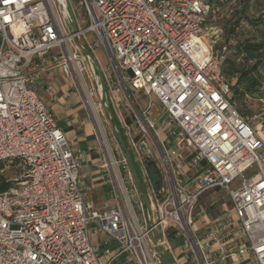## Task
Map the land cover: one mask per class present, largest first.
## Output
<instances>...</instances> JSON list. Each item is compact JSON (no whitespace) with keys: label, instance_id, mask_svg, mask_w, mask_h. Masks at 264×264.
I'll return each instance as SVG.
<instances>
[{"label":"built area","instance_id":"2783aa9c","mask_svg":"<svg viewBox=\"0 0 264 264\" xmlns=\"http://www.w3.org/2000/svg\"><path fill=\"white\" fill-rule=\"evenodd\" d=\"M81 2L80 20L71 11L74 32L69 0H0V166L16 162L20 168L8 178L13 186L0 192V264H111L126 252L135 264H162L147 239L158 231L159 245L169 251V228L183 239L180 253L187 248L193 258L179 255L175 264L239 263L245 253L251 264H264V110L248 116L236 109L220 68L226 47L214 48L213 27L205 25L209 2ZM76 37L92 55L103 46L112 61L110 101L140 164L151 228L139 224L145 206L124 158L125 180L109 160L119 204L104 203L94 215L86 213L78 156L38 95L45 68L56 66L90 109L94 93L82 77V61L93 63ZM126 90L136 107L130 103L128 115L121 111L129 100ZM133 93L147 97L144 106ZM154 154L160 166L150 165ZM212 188L225 190L231 207L205 230H196L194 206ZM90 218L117 243L114 252L104 250L105 261L89 239Z\"/></svg>","mask_w":264,"mask_h":264},{"label":"crops","instance_id":"0c3cea01","mask_svg":"<svg viewBox=\"0 0 264 264\" xmlns=\"http://www.w3.org/2000/svg\"><path fill=\"white\" fill-rule=\"evenodd\" d=\"M45 69L42 74L43 86L38 90V95L50 109L57 126L63 131L69 148L78 156L79 187L82 190L84 201L89 206L86 209V213L90 216L94 215L103 209L104 203H107L109 207H116L119 204V197L116 193L109 160L113 159L116 162L123 180L126 179V174L123 173L121 168L123 155L121 153L122 156H120L117 151L116 143H119L112 131L107 113L106 118L97 121L98 117L94 114L96 113L95 108L94 111L91 109L97 125L100 126L101 124L99 127L100 134L97 131L92 113L83 100L82 94L75 86L74 81L62 74L56 66H47ZM138 101L139 107L145 105L144 100L142 102ZM217 189H219L221 194L220 198H217L215 202L202 199L201 196L203 194L199 197L200 203L193 212L196 230H205L217 217L231 207L228 193L223 189ZM222 192H225L227 195L226 201L222 197ZM120 198L127 208L128 200L126 195L121 192ZM137 198H139V194ZM128 199L131 203L134 202L132 194H129ZM218 203L219 205H214ZM139 224L142 227L148 225L146 213L144 218H140ZM97 225V220L90 218L87 222V233L91 243L98 247V257L102 261H105L107 256L104 255V250L108 249L114 252L117 249V243L105 232L98 231ZM154 236L159 239V232L155 231ZM167 240L171 245V250L165 251V254L171 261L175 262L180 258L179 255L182 256L184 254L190 259V262L192 261L193 258L187 248L183 254L180 253L181 247L184 246L183 239L181 236L175 235L170 228L167 231ZM147 245L153 246L150 236L147 239ZM111 264L135 263L131 255L126 252L114 258ZM229 264H251V256L249 253H245L241 262Z\"/></svg>","mask_w":264,"mask_h":264},{"label":"trees","instance_id":"16d2710c","mask_svg":"<svg viewBox=\"0 0 264 264\" xmlns=\"http://www.w3.org/2000/svg\"><path fill=\"white\" fill-rule=\"evenodd\" d=\"M207 1L211 13L205 24L214 22L211 20L214 12L219 14L220 9L229 10L228 17L220 16L214 23L221 28L223 46L226 47L222 53L221 73L233 92L236 109L242 115L251 114L247 108L249 100L264 98V0ZM221 47L216 44L214 48ZM113 116L118 128L114 113ZM127 121L130 122V119L127 118ZM262 127L264 132V121ZM122 137L125 142L126 138ZM157 172L154 168V173ZM13 184L0 174V192Z\"/></svg>","mask_w":264,"mask_h":264},{"label":"rangeland","instance_id":"374dc122","mask_svg":"<svg viewBox=\"0 0 264 264\" xmlns=\"http://www.w3.org/2000/svg\"><path fill=\"white\" fill-rule=\"evenodd\" d=\"M70 2V9L71 11L73 12V14L75 13H78L79 16V20L81 19V15H85V11H84V8H83V5H82V2L81 0H69ZM213 17L211 18L212 21L214 22H211L210 24H205L206 27H213L212 30L210 31H213V36L211 38V40L215 41L214 44H212L214 47L216 44H219V45H224L223 42H222V31H221V28L219 26H216L214 25V23L217 21V19H219L220 16H225V17H228L229 16V10L227 9H220L219 10V14H217V12H214L213 14ZM84 23H82L83 25L82 26H85L87 24V21L86 19L84 18L83 19ZM88 38L92 39L93 36L91 33L87 34ZM208 38V37H207ZM52 53H54L52 51ZM93 56L94 58L96 59L101 71H102V74H103V77H104V81H105V100H106V103L107 105L111 108L112 112L115 113L114 111H116L110 101V89H109V86L111 85V83L115 82V78H114V73L112 71L113 69V64H112V61L109 57V55L107 54V52L105 51L104 47L103 46H99L97 48H95L94 52H93ZM82 65L84 67V70L82 72V77L85 81V84L86 86L90 89L93 90V103H94V108H95V112H96V116L98 117V121L100 119H104L106 118V111L105 109L100 106L99 104V80H98V73H97V69L95 67V65L93 64V66L90 65L89 61L86 59V60H83L82 61ZM119 70H120V73L122 75V77L126 76L127 75V72L123 69V67L119 64ZM132 97L134 99H137V100H140L141 102H146L147 101V97L143 98L142 96H140L139 94H132ZM120 98L122 99L121 101H123V103H126L128 99H126L125 101V98H124V95L120 94ZM83 100L85 101L84 97H83ZM130 102L128 100L127 102V105L126 106H123L121 108V111L128 115L130 114ZM141 108V107H140ZM247 108L248 110L251 112V114H248V116H251V115H255L256 113L264 110V98H255V99H251L249 100L248 104H247ZM91 111V110H90ZM92 113V116H93V119L95 121V124H96V127H97V131L101 134L100 130H99V127L101 126H98L97 125V121L94 117V114H93V111H91ZM117 113V111H116ZM115 113V114H116ZM103 115V116H102ZM118 129H119V132L124 135V131L121 127H119L118 125ZM112 134V132H111ZM125 137V136H124ZM115 143V142H114ZM125 144H126V149L128 151V155H129V158L130 160L132 161L134 167H135V170L138 174V177L140 178V180L142 181V185L143 187L145 188V184L143 182V177H142V174H141V171H140V164L135 160L134 158V155H133V152L130 148V145L128 144V142L126 141L125 139ZM151 145L153 146L152 149L157 153V149L155 148L154 144L151 142ZM116 146H117V151L119 153L120 156L121 155V151H120V148H119V144L116 143ZM155 156V160L153 161V163H155V165H158L160 166V163H159V160L156 156V154H154ZM150 171L152 168H149ZM149 171V170H148ZM20 173V168L19 166H17L16 164H13L11 165L10 167H2L1 166V170H0V174H3L5 175V177L7 178H11V177H16L18 176ZM236 185L238 184L237 182L235 183ZM220 192H219V189L217 188H212L206 192L203 193V195L201 196V198L203 199H207V200H211L212 202H215V200H217V198H220ZM222 197L223 199L226 201L227 200V195L225 192H222ZM221 200V199H220ZM219 200V202H221ZM200 203V199H198V201L196 202L195 206H194V210L195 208L197 207V205ZM215 206L219 205L218 204H214ZM228 205H229V202H228ZM213 208V207H212ZM215 208V207H214ZM145 209H144V213H145Z\"/></svg>","mask_w":264,"mask_h":264},{"label":"water","instance_id":"95a60500","mask_svg":"<svg viewBox=\"0 0 264 264\" xmlns=\"http://www.w3.org/2000/svg\"><path fill=\"white\" fill-rule=\"evenodd\" d=\"M67 8H68V11H69V14H70L71 23H72V31L75 32L77 29H76L75 22H74V16H73V14H72V12L70 10L69 5H67ZM75 43L79 47V49L82 51V53L85 56H87L92 61V63L95 65V67L97 69L98 80H99V104H100V106H102L105 109V111L107 113L110 126L112 128V131H113L114 135L116 136V138L118 140L121 153H122L123 158L125 159V161H126V163L128 165V168H129V171H130V173L132 175V178H133L135 187L137 189V192H138V194L140 195L141 199L144 202L145 211H146L145 213H146V216H147L148 226L151 228L153 226V223H152V215H153L152 214V209H151L149 200L147 198V195H146V193H145V191L143 189L142 182H141L140 178L138 177V174H137V172L135 170V167H134L132 161L129 158L128 151L126 149V145H125L124 139H123L122 135L120 134V132H119V130L117 128V125L115 123L113 112H112L111 108L106 103V100H105V93H106V91H105V81H104V77H103L102 71H101L96 59L92 55V53H90L86 48H84L80 44V42H79L77 37L75 38ZM126 95H127L128 99H129L130 103L132 104V107L136 108L135 105L133 104L132 99L130 97V94L128 93L127 90H126ZM150 237H151V241H152L154 250L156 251V253H157L159 259L162 261V263L163 264H175L173 261H171L166 256L165 251L159 245L158 240L154 236V231L150 232Z\"/></svg>","mask_w":264,"mask_h":264},{"label":"bare ground","instance_id":"6f19581e","mask_svg":"<svg viewBox=\"0 0 264 264\" xmlns=\"http://www.w3.org/2000/svg\"><path fill=\"white\" fill-rule=\"evenodd\" d=\"M59 2L62 4L63 3V0H59ZM88 105H89V107H91L90 109H92L93 111H94V105H93V103L91 102V100L90 99H88ZM95 114V116H96V113H94ZM97 118V117H96ZM98 121V120H97Z\"/></svg>","mask_w":264,"mask_h":264}]
</instances>
